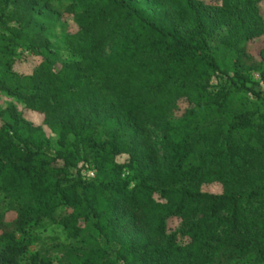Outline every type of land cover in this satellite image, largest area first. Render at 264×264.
I'll return each instance as SVG.
<instances>
[{
  "label": "trees",
  "instance_id": "1",
  "mask_svg": "<svg viewBox=\"0 0 264 264\" xmlns=\"http://www.w3.org/2000/svg\"><path fill=\"white\" fill-rule=\"evenodd\" d=\"M147 1L0 0V264L264 261V0Z\"/></svg>",
  "mask_w": 264,
  "mask_h": 264
},
{
  "label": "rangeland",
  "instance_id": "2",
  "mask_svg": "<svg viewBox=\"0 0 264 264\" xmlns=\"http://www.w3.org/2000/svg\"><path fill=\"white\" fill-rule=\"evenodd\" d=\"M143 4L146 6L148 3L147 0H142ZM57 8L62 9L63 5L55 4ZM261 10L264 12V1L259 3ZM67 23H58L52 24L47 28V36L51 42V46L58 51L60 57L67 58L69 55L62 45V36L66 30H72L74 28V23L71 21L70 16L66 17ZM262 38H254L251 39L247 44L248 53L253 57H258L259 50L262 46L261 44ZM17 52L20 55V61L16 62V67L20 70H28L30 65L32 64V59L27 54L28 51L24 48H17ZM249 75L256 79L254 86L259 88L264 94V83L259 79V74L256 70H249ZM216 78H212V82L214 83ZM13 103L18 110L23 108V103L15 98L7 97L0 93V106L5 107ZM51 136V142H53V135ZM206 190H210L212 192H217L219 190V186L217 185H206ZM62 208L57 209L56 213H59ZM30 237L31 241L28 243L27 250L24 254H27L32 251H39L45 256L50 257L53 262H56L57 259L61 258L63 254V250L65 245L72 243L73 241L69 238L66 230L62 227V225L58 223L52 222L49 218H43V220L35 226L33 229H30ZM19 235V233H18ZM237 264H264L263 262L255 263L250 259H244L239 261Z\"/></svg>",
  "mask_w": 264,
  "mask_h": 264
},
{
  "label": "built area",
  "instance_id": "3",
  "mask_svg": "<svg viewBox=\"0 0 264 264\" xmlns=\"http://www.w3.org/2000/svg\"><path fill=\"white\" fill-rule=\"evenodd\" d=\"M90 174H92V171H90Z\"/></svg>",
  "mask_w": 264,
  "mask_h": 264
}]
</instances>
